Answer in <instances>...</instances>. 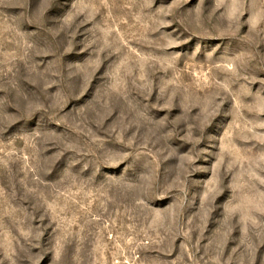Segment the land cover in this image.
<instances>
[{"label":"rangeland","instance_id":"rangeland-1","mask_svg":"<svg viewBox=\"0 0 264 264\" xmlns=\"http://www.w3.org/2000/svg\"><path fill=\"white\" fill-rule=\"evenodd\" d=\"M0 264H264V0H0Z\"/></svg>","mask_w":264,"mask_h":264}]
</instances>
